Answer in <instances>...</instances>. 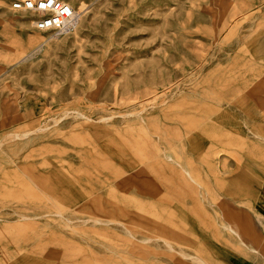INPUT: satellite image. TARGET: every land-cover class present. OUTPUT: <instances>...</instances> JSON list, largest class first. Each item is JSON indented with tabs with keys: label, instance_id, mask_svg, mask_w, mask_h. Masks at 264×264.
Wrapping results in <instances>:
<instances>
[{
	"label": "rangeland",
	"instance_id": "rangeland-1",
	"mask_svg": "<svg viewBox=\"0 0 264 264\" xmlns=\"http://www.w3.org/2000/svg\"><path fill=\"white\" fill-rule=\"evenodd\" d=\"M14 1L0 0V264H260L264 0H63L78 22L61 31ZM168 140L213 206L164 164ZM227 208L258 255L219 227Z\"/></svg>",
	"mask_w": 264,
	"mask_h": 264
},
{
	"label": "crops",
	"instance_id": "crops-1",
	"mask_svg": "<svg viewBox=\"0 0 264 264\" xmlns=\"http://www.w3.org/2000/svg\"><path fill=\"white\" fill-rule=\"evenodd\" d=\"M249 93H251L250 91H249ZM253 94H249V96H251V97H253L252 96ZM241 98L243 97V95H241L240 96ZM227 102H229V100L227 99L226 100ZM240 101V100H239ZM253 134L254 135H256L257 137H259L260 139H263L264 137L260 134V133H256V132H253ZM156 144L157 145H160V146H162V157H164L165 158V163H164V161H163V163L165 164V165H167V166H169L170 168H171V166H170V163H172V164H174L175 166H176V168L178 169V171H179V175H180V177L185 181V184H186V186H188V188H189V190H190V194H189V198L193 201V204L195 205V206H198V205H201V204H205V205H207V206H213V201H212V199H210L209 198V193H208V189L207 188H205L204 186H203V181H202V179L199 177V176H196L195 175V181H192V180H190L189 179V177L184 173V169L180 166V164L179 163H183L185 166H187L186 167V169L187 168H189L190 170H192V165H191V163L190 162H188L187 160H185V159H182L179 155H177L176 153H175V150L172 148V144H173V142L172 141H170V140H168V142H167V144L164 142L163 144L164 145H161L158 141H156ZM199 150L201 151V149L199 148ZM198 152V154H197V160H199V162L201 161V162H204V163H206V164H208V162H207V156H206V153H202L201 154V152ZM164 154H165V156H164ZM222 153H220V151H219V154L218 155H221ZM206 156V157H205ZM217 158H219L218 156H216ZM179 160V161H178ZM166 163H168V164H166ZM183 169V170H182ZM35 179V178H34ZM31 181L37 186V188L42 192V193H44L46 196H47V198H48V200H50L55 206H56V208H57V210L56 211H58V210H60V212L63 214V202L60 200V198H59V196H57L55 193V195H50V194H48V193H45V192H43V189H42V186H40V183H38L36 180L34 181L32 178H31ZM194 193L196 194V196L194 195ZM188 198V197H187ZM263 201V200H262ZM223 205H226V206H228L229 204H228V202H223L222 203ZM262 212V211H261ZM19 215V217L20 218H23V219H26V218H28V217H35V216H39V215H42V214H44L43 212H41V213H39V214H37V213H31V214H24V213H18ZM221 216L223 217V218H225V221L223 222V224L222 225H219V227L222 229V230H225V231H227L229 234H232L231 232H230V226H232L236 231H237V233L239 234V236H235L234 234H232L233 236H234V238H235V241H234V243H236L237 245H238V247H239V249H241L242 251H244V252H246V253H250V252H247L246 250H245V248L244 247H242L238 242H237V240H238V238H241V239H243V241L246 243V245L247 246H249V247H251V246H253L250 242H248V241H245V239H244V235H243V232H242V230H245V228H243L242 226H241V222H238V220H234L233 219V216H232V214H231V216H232V219H230L231 218V216H230V210L227 208V211H226V213H221ZM94 222H101V220H99V219H94ZM107 222V221H106ZM111 222V221H110ZM166 232L168 233L169 232V230L167 229L166 230ZM156 238V240H161L162 241V243L165 245V246H167L169 249H173V247H172V244H171V241L168 239V237L164 234L162 237L161 236H156L155 237ZM254 247V246H253ZM257 249V248H256ZM256 254L258 255L259 254V251H258V249H257V252H256ZM261 256V255H260ZM198 257H200L206 264H207V262L201 257V256H199L198 255ZM195 259H196V257H194ZM194 261V260H193ZM197 264V263H196ZM260 264H264V258H261V260H260Z\"/></svg>",
	"mask_w": 264,
	"mask_h": 264
},
{
	"label": "built area",
	"instance_id": "built-area-1",
	"mask_svg": "<svg viewBox=\"0 0 264 264\" xmlns=\"http://www.w3.org/2000/svg\"><path fill=\"white\" fill-rule=\"evenodd\" d=\"M14 10H26L33 14V27L37 30H58L69 24L73 9L62 0H15Z\"/></svg>",
	"mask_w": 264,
	"mask_h": 264
},
{
	"label": "bare ground",
	"instance_id": "bare-ground-1",
	"mask_svg": "<svg viewBox=\"0 0 264 264\" xmlns=\"http://www.w3.org/2000/svg\"><path fill=\"white\" fill-rule=\"evenodd\" d=\"M63 1V0H62ZM66 3V2H65ZM69 6H71L72 7V5L70 4V3H67ZM12 9V8H11ZM72 9H73V7H72ZM12 10H14V9H12ZM15 11H20V12H26V13H30L31 15H32V19L30 20V24H31V26L33 27V19H34V16H33V14L31 13V12H29V11H26V10H15ZM74 19H76L77 20V22H78V13L73 9V17H72V19H71V21L69 22V24L67 25V26H65V27H63V28H61V29H58V30H38V31H61V30H63L64 28H67L68 26H70L71 24H72V22H73V20ZM34 28V27H33ZM35 29V28H34ZM35 30H37V29H35ZM31 55V54H30ZM77 114H80V113H77ZM81 116H83L82 114H80ZM40 129V127L39 128H34L33 130L31 129V130H26V131H22V132H12V135H13V137L14 138H20V139H23V138H25V137H27L30 133H32L33 131H37V130H39ZM40 131V130H39ZM180 164V166L184 169V171L186 172V174L187 175H189L190 176V178L191 179H193L194 181H195V175L194 174H192L190 171H189V169H186V166L183 164V163H179ZM230 230H232L233 232H237L234 228H232V227H230ZM249 248V250H251V251H253L254 253H255V251H256V249L254 248V247H248ZM257 252V251H256ZM197 259L199 260L200 259V257H197ZM196 262H198V261H196Z\"/></svg>",
	"mask_w": 264,
	"mask_h": 264
}]
</instances>
